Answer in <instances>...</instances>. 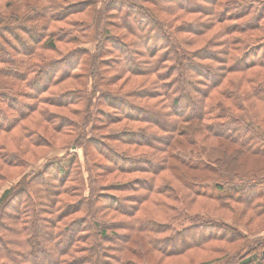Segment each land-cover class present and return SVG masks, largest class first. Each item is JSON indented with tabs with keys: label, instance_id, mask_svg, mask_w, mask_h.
Segmentation results:
<instances>
[{
	"label": "trees",
	"instance_id": "trees-1",
	"mask_svg": "<svg viewBox=\"0 0 264 264\" xmlns=\"http://www.w3.org/2000/svg\"><path fill=\"white\" fill-rule=\"evenodd\" d=\"M101 1L0 0V183L53 144L44 122L88 158L84 171L69 149L1 193L0 264H170L235 246L244 234L225 219L264 216V11ZM180 205L223 220L175 229ZM215 264H264V238Z\"/></svg>",
	"mask_w": 264,
	"mask_h": 264
},
{
	"label": "rangeland",
	"instance_id": "rangeland-1",
	"mask_svg": "<svg viewBox=\"0 0 264 264\" xmlns=\"http://www.w3.org/2000/svg\"><path fill=\"white\" fill-rule=\"evenodd\" d=\"M97 1H98L97 7L100 8L102 6V1L101 0H97ZM133 1H136V0H133ZM225 1L226 0H220L219 4L220 3L224 4ZM245 1L248 5V8H252V10L254 12H256L257 14L264 11V4H262L263 3L262 0H245ZM218 7L221 8L220 6H218ZM114 11L115 10H113V13H114ZM110 15H112V14H110ZM110 15L107 18L105 16L104 20H106V19H112L113 20L114 18H112ZM258 17H260V15H258ZM262 22H264V19ZM230 23L238 24L239 21L232 20ZM104 25L106 26L105 23H104ZM104 25L103 24L100 25L101 31H102V28L104 29ZM112 29L115 30L116 32H118L116 27H113ZM73 35L79 36L76 33H74ZM79 38H82V36L80 35ZM82 40L84 41L82 43V46L88 47L92 52L96 51L97 41H96L95 35H94V37H92L89 40L86 38H82ZM82 40H81V42H82ZM72 45H69V47H72ZM109 53L110 52L106 53L105 55H109ZM56 55H58V54L53 53V56H56ZM93 78H95V82H94ZM96 80H97L96 77L88 75V94H89V97L93 100L92 103H94L95 106L97 105V102H98L97 98L99 96V92L104 90V87L100 86V84L96 83ZM68 82L70 84L72 82V80H70ZM120 83L121 82H119V84ZM119 84H117V85H119ZM62 85H64V84H61L60 86H62ZM115 87H117V86H115V84H111V89H114ZM55 88L59 89L60 87H55ZM43 127H48L47 136L49 138L51 137L50 139L52 141H54L53 144H51L50 147L43 146L42 148H40V150H38V149L34 150V153L37 154L34 157L31 155L29 150H27V152H29L28 157L30 156L29 161H27V162H29V163H27L28 165L20 173H19V171H20L19 168L10 169V174L13 177L0 183V195L6 188L17 183V181L20 178H22L23 174H25L26 172L29 173V172H32V171H35V170L41 168L44 165L45 161H47L50 158L61 157L63 155H66L67 151L69 149H71L73 151V153H75L78 156L84 171L86 170L87 165H88V158L86 156V149L84 150L83 147L75 148L71 144L72 140H69V139H72L74 137V133H70V134L68 132L67 133L66 132L56 133L53 129H51V126L47 125L46 122H44L42 124V128ZM91 128H92V124L90 123L84 128V132L89 133L91 131ZM218 155H219L218 151L212 153L213 157H217ZM251 165H253V164L250 162L249 166H251ZM242 175H244L245 177H253L248 172H245ZM221 178L222 177L220 176V179ZM91 186L92 185H91L90 181L87 182V189L85 190V195H88L90 193L89 191H90ZM198 202L203 203V205H205V207H208V208H209V206H207V204H205V203H208L209 205L215 204V202L212 200L207 201V200H204L202 198H200ZM203 208L204 207H202L200 209H203ZM196 209L198 210L197 213H196V211H197ZM196 209L194 208L193 209L194 211H192L193 217H191L192 216L191 214L186 213L184 208L181 205L179 206L178 209H171L170 215H172V216L170 219V223L172 224V226L175 229H179V228H182L183 226L189 225L190 223L198 221V219L200 220L202 218L223 220V217L216 215V214H214L208 210H199V208H197V207H196ZM225 220L230 225L237 227L244 234V237L241 238L240 241L235 246H233L231 248V247H228L224 243L216 242V243H213L212 248L215 249L214 247H216V250H217V248L220 246L221 249L219 250V252H221V253L211 252L212 249H210V250L206 249L203 251L199 250L197 252H194L195 256H193L192 254L189 253V254H186L184 256H177L173 259H169L168 262H170V264H191V263H193V264H213L214 263L215 264V262L217 263V262L226 261L227 258H229L230 256H232L234 254H237L238 251H239V254L243 253L247 249V246L249 244L254 243V241H256V240H260V239L264 238V216L256 219L255 222L252 221L250 223H247V221H237V220L235 221L234 219H225ZM237 248H238V250H236Z\"/></svg>",
	"mask_w": 264,
	"mask_h": 264
}]
</instances>
